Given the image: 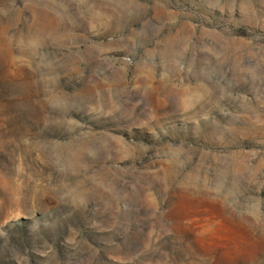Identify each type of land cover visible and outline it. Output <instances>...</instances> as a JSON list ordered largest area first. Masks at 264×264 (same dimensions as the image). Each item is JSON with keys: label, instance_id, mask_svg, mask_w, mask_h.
Returning <instances> with one entry per match:
<instances>
[{"label": "rangeland", "instance_id": "374dc122", "mask_svg": "<svg viewBox=\"0 0 264 264\" xmlns=\"http://www.w3.org/2000/svg\"><path fill=\"white\" fill-rule=\"evenodd\" d=\"M0 264H264V0H0Z\"/></svg>", "mask_w": 264, "mask_h": 264}]
</instances>
